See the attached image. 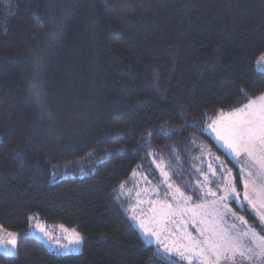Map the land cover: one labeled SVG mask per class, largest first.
<instances>
[{
  "label": "trees",
  "instance_id": "1",
  "mask_svg": "<svg viewBox=\"0 0 264 264\" xmlns=\"http://www.w3.org/2000/svg\"><path fill=\"white\" fill-rule=\"evenodd\" d=\"M262 54L264 0H0V226L18 253L0 264H164L120 185L155 154L201 203L206 148L242 190L206 127L264 94ZM33 216L75 229L83 251L48 248Z\"/></svg>",
  "mask_w": 264,
  "mask_h": 264
},
{
  "label": "snow or ice",
  "instance_id": "2",
  "mask_svg": "<svg viewBox=\"0 0 264 264\" xmlns=\"http://www.w3.org/2000/svg\"><path fill=\"white\" fill-rule=\"evenodd\" d=\"M33 15L37 21L40 20L37 14L34 13ZM257 65L264 67V54L257 60ZM178 117L186 127L195 123L194 118L186 115L183 111L178 113ZM228 119L229 123L223 130L215 126L218 121H212L208 127L217 133L232 154L235 156L243 155L246 158V167H241L238 172L240 176L238 182L242 192L237 190L236 178L232 177L228 171L221 173L223 179L216 178L213 181L217 185L219 195L217 191H213L211 188H208L203 195H199L200 188L195 189L202 201H206L208 196L213 197L211 204L200 203L195 205L193 209L183 207L180 202H177L175 208L171 202L163 205L164 208L168 209L166 213L168 217L182 216L189 211L192 212L193 216L208 217V219H201L200 221L193 220L194 224L201 223L204 225L202 228L195 229L199 238L185 231L180 235L173 233L172 242L168 243L166 238L161 236V231H166L165 229L158 230L156 227H149L141 221L139 227L145 233V245L150 246L152 243L158 245L153 252L157 258H161L159 246L162 245L166 254L178 256L179 261L186 262V264H193V261L195 264H264V95L255 100H249L242 108L231 113ZM160 130L165 131L162 126ZM152 136V132H147L145 141H150ZM88 155L91 156L90 153ZM155 167L161 169L165 177L164 183L167 189H171L173 185L167 182L169 174L164 170L162 163H156ZM209 167L211 166L209 165ZM132 175L133 177L137 175L136 170H133ZM212 176L216 177L214 169ZM144 178L146 179V176ZM205 180H208L207 176H205ZM199 183L197 181V184ZM123 187L124 185L121 184V190ZM176 193L179 194L183 203L192 201V197H185L179 188L176 189ZM159 194L157 189L156 195ZM136 195L139 196V192ZM165 195H168L167 190ZM173 199L176 197L173 196ZM229 201L239 204L241 209L247 210L249 207L253 209L258 216L257 224L260 227V232L248 226L243 217H236L245 226L243 229H237L235 223L220 227L217 221L225 223L224 217L228 214L235 216L229 206ZM133 219L136 217L133 216ZM154 223L158 222L154 220ZM37 227L40 226L37 225ZM40 231L43 232L44 229L40 227ZM64 231L67 232L68 230L64 229ZM9 235L12 237L9 241L12 247L7 251L12 255H18L15 252L16 236L13 233H9ZM71 237L69 245L61 244L59 248L67 250L70 246L78 247L84 239L75 229H72ZM245 240L247 243L244 242ZM56 243L59 242L56 241Z\"/></svg>",
  "mask_w": 264,
  "mask_h": 264
},
{
  "label": "rangeland",
  "instance_id": "3",
  "mask_svg": "<svg viewBox=\"0 0 264 264\" xmlns=\"http://www.w3.org/2000/svg\"><path fill=\"white\" fill-rule=\"evenodd\" d=\"M256 67L258 70L264 71V67H258L257 64ZM233 112L234 111L224 113L221 116H219L217 119H215L214 121H218V123L215 126L223 130L229 123V119H228L229 115ZM206 132L214 139L217 145L227 153V155L231 158V160L237 165L238 169H240L241 167H246V158L243 155L235 156L234 154H232L228 149V147L225 145L224 141L221 140L220 137L217 135V133L212 131V129H210L208 126L206 127ZM202 157L204 158L202 164L204 165L205 168H207V172L205 171L204 173L202 172V176H201L202 182L200 185L201 195H203V193L208 188H211L213 191H217L219 195V191L217 187L215 188L213 184L215 183L213 182L214 179L216 178L223 179L224 177L221 175L222 172L230 171L232 177H235V174L229 167H227V165L223 164L220 160L216 159V157H214L208 150H206V148L202 150ZM156 163H162L164 170L168 172L169 175L167 177V182L173 185L171 189H167V186L164 183L165 177L163 176L161 169H157L155 167ZM209 165L211 167H209ZM213 169L216 172L215 178L212 176ZM136 173L137 175L135 177H133L130 181L124 184L123 189L122 190L120 189V193L125 200L130 201V207L128 209L129 216L134 226L138 229L144 241L146 240L145 233L139 227L141 221H143L149 227H156L158 230L165 229L166 231H161V236L162 238H166V241L168 243L172 242L173 233L180 235L183 234L185 231L191 233L194 237L199 238L198 233L196 232L195 229L202 228L204 227V225L201 223L194 224L193 220L200 221L201 219H208V217H202L201 215L193 216L192 212L190 211L186 212L182 216L176 215V216L168 217L166 215L168 209L164 208L163 205L168 202L172 203L173 208H175L177 202H180L182 206L187 209H193L195 205L200 204V203H193V201L188 202L186 204L183 203V201L179 197V194L176 193V189L179 187L176 186V184L172 180L168 168V163L161 157L152 154L150 169L141 168ZM145 176L146 179L144 178ZM205 176L208 177V180H205ZM157 189L159 190L160 193L159 195H156ZM166 190L168 192L167 196L165 195ZM179 190L183 192L180 188ZM238 191L242 192V190H238ZM137 192H139V196L136 195ZM184 195L185 197L188 196L185 193ZM173 196H175L176 199H173ZM213 199H214L213 197L208 196L206 201H202L201 203L211 204V201ZM229 206L231 207L232 211L235 213V216L228 214L226 217H224L225 223H220L219 221H217V223L219 224L220 227H225L226 225H231L232 223H235L237 229H243L245 226L242 224L241 221L236 219V217H243L246 221L247 219L245 218L243 213L237 212L234 209V206L235 208L236 206H238L240 210H244V209H241L239 204L234 203L232 201H229ZM248 209L258 219V216L255 214V211L250 207ZM209 211H211V209H209ZM133 216H135L136 219H133ZM154 220L158 223H154ZM247 224L248 226L254 228L253 225H251L248 221ZM37 225L42 227L44 231L41 232L40 227H37ZM64 229H67L68 231L65 232ZM30 230L31 233L37 239L41 240L48 248H51L58 253L70 254V253H81L83 251L84 241L78 247L70 246L67 250H62L59 248V245L61 244L69 245V242L72 239L71 237L72 229L64 225H49L42 222L38 216H33L30 218ZM9 233L15 234L14 232L8 231L0 226V253H3L5 255H12L7 251V249L12 247V245L9 243V241L12 239ZM56 241H58L59 243L57 244ZM244 242L247 243L246 240ZM151 245L154 246L155 249L158 247V245L155 243H152ZM159 247H160L159 256L161 258H157V259L164 262V264H166V262H168V264H186V262H180L178 256L172 254H166L164 252L162 245H160ZM15 252L17 253V237H16ZM193 264H195V261H193Z\"/></svg>",
  "mask_w": 264,
  "mask_h": 264
}]
</instances>
